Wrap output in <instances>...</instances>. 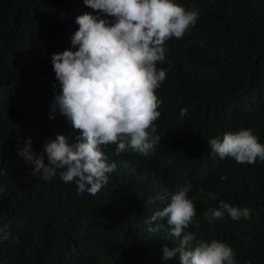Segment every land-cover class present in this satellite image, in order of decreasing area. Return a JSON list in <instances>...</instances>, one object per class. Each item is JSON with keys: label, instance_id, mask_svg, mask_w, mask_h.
<instances>
[{"label": "trees", "instance_id": "trees-1", "mask_svg": "<svg viewBox=\"0 0 264 264\" xmlns=\"http://www.w3.org/2000/svg\"><path fill=\"white\" fill-rule=\"evenodd\" d=\"M173 2L199 13L184 38L165 42V60L156 64L167 70L157 122L167 158L143 163L145 178L131 180L125 156L102 148L107 162L120 166L90 195L78 194L76 183L59 175L49 181L33 176V166L17 152L29 138L35 153L57 135L73 142L64 120L47 119L53 89L61 91L51 56L76 50L71 38L79 25L71 18L77 9V17L97 12L83 0H0V170L7 172L0 175V228L11 234L0 240V264H33L40 252L51 264H179L162 259L159 232L141 238L146 221L171 202L162 195L176 182L191 186L198 211L185 231L205 242L226 236L235 264H264V212L207 233L200 202L205 188L198 185L202 173L218 165L205 151L209 140L245 127L264 145V0ZM178 107L189 111L181 117ZM221 164V187L246 201L264 198V162L257 159L260 170L246 175L243 167Z\"/></svg>", "mask_w": 264, "mask_h": 264}, {"label": "clouds", "instance_id": "clouds-1", "mask_svg": "<svg viewBox=\"0 0 264 264\" xmlns=\"http://www.w3.org/2000/svg\"><path fill=\"white\" fill-rule=\"evenodd\" d=\"M83 2L97 14L77 17L78 9L73 14L71 20L79 25L71 38L76 50L51 56L61 91H53L52 115L47 119L52 123L64 120L73 142L57 135L45 141L40 153H35L29 138L17 155L33 166V176L49 181L59 175L65 183L75 182L78 194L96 195L108 183V174L120 166L119 161L108 163L102 148L108 151L111 147L116 155L125 156L123 165L131 180L145 178L143 163L167 158L168 151L159 144L157 129L165 107L158 93L165 84L167 70H158L156 64L165 60V42L184 38L185 32L195 26L199 12L187 11L173 0ZM188 111V107H178L181 117ZM43 125V132H47V124ZM208 146L206 153L218 165L202 173L198 185L205 188L200 202L204 205L205 232L211 233L220 230L225 222L252 221L264 212V198L246 201L216 181L224 176L221 163L243 167V175L251 174L248 170L259 171L254 163L257 159L260 165L264 162V145L251 128L244 127L225 133L222 140H209ZM0 175L7 172L0 170ZM190 187L176 182L167 189L162 196L171 202L146 221L149 225L141 238L149 232H159L165 240L164 261L178 258L179 264H235L236 253L226 236L205 242L185 231L198 215ZM4 191L0 186V194ZM10 235L0 228V240H7ZM51 262L49 255L40 252L33 264Z\"/></svg>", "mask_w": 264, "mask_h": 264}, {"label": "rangeland", "instance_id": "rangeland-1", "mask_svg": "<svg viewBox=\"0 0 264 264\" xmlns=\"http://www.w3.org/2000/svg\"><path fill=\"white\" fill-rule=\"evenodd\" d=\"M53 91H55V89H53Z\"/></svg>", "mask_w": 264, "mask_h": 264}]
</instances>
